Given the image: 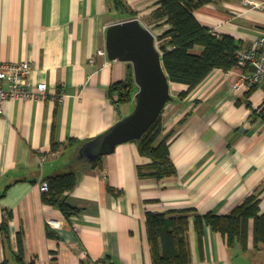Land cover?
Wrapping results in <instances>:
<instances>
[{
  "label": "crops",
  "instance_id": "crops-1",
  "mask_svg": "<svg viewBox=\"0 0 264 264\" xmlns=\"http://www.w3.org/2000/svg\"><path fill=\"white\" fill-rule=\"evenodd\" d=\"M254 1L262 5L215 0L195 15L215 34L234 36L244 49L264 32V0ZM159 2L126 0L136 12L130 16L113 0H0V62L29 60V81L48 84L45 98L3 102L0 264H20V232L28 264H154L149 211L193 208L201 214H226L258 189L264 210V90L254 87L249 95V90L234 91L233 83L246 71L239 66L214 69L192 90L170 81L173 98L162 117L164 134L173 133L175 175L140 177L138 166L151 159L131 140L103 155L102 167L79 175L65 198L78 213L67 217L43 201L40 183L74 169V160L82 161L76 156L82 143L132 112L134 99L117 103L109 92L112 85L135 79L131 62L108 57L107 28L138 17L158 41L171 27L151 17ZM42 155L46 161L41 165ZM49 218L59 219L60 226H51ZM253 224L251 220L248 249H242L228 246L224 235L207 225L200 236L192 215L190 261L184 264H264V244L254 247Z\"/></svg>",
  "mask_w": 264,
  "mask_h": 264
},
{
  "label": "trees",
  "instance_id": "trees-1",
  "mask_svg": "<svg viewBox=\"0 0 264 264\" xmlns=\"http://www.w3.org/2000/svg\"><path fill=\"white\" fill-rule=\"evenodd\" d=\"M115 7L122 13L135 16L126 0H113ZM215 0H160L151 14L154 21H164L171 27L158 37L159 48L163 53L165 69L172 82L183 83L189 90L200 84L214 69L230 70L238 66L237 50L240 48L236 38L230 34L217 35L210 28L202 25L195 11ZM169 45L173 46L169 49ZM202 47L201 52L196 48ZM254 88L247 92L249 95ZM136 84L133 80L114 84L110 94L117 103L132 102ZM185 94V93H184ZM182 94V95H184ZM248 105L251 107V103ZM173 133L164 134L162 114L158 120L136 140L140 153L151 159V163L138 166L140 177H152L160 180L175 175L177 169L170 156V140ZM52 150L59 147L54 143ZM102 157L93 165L74 160V169L52 175L46 179L49 190L43 192L45 203L57 206L69 217L79 212L66 201V194L76 187L79 175L93 168L102 167ZM109 190L119 194L121 191ZM261 190L248 195L236 205L231 212L218 214L209 211L205 214L193 208L170 210L167 212L147 213L148 239L151 244L154 264H184L190 261L187 240L190 217L195 215V227L201 236L204 227L210 226L214 231L222 233L228 246L240 245L248 249L250 222L253 224V244L255 248L264 244V210L261 207ZM6 227L5 223L2 228ZM53 236V232L49 231ZM20 264L24 261L23 234H18ZM33 264V263H30Z\"/></svg>",
  "mask_w": 264,
  "mask_h": 264
},
{
  "label": "water",
  "instance_id": "water-1",
  "mask_svg": "<svg viewBox=\"0 0 264 264\" xmlns=\"http://www.w3.org/2000/svg\"><path fill=\"white\" fill-rule=\"evenodd\" d=\"M106 50L111 60L132 63L138 89L130 114L78 147L77 158L88 165L113 152L117 145L140 139L173 98L157 36L140 18L132 17L110 24L106 33ZM250 68L255 69V66Z\"/></svg>",
  "mask_w": 264,
  "mask_h": 264
},
{
  "label": "built area",
  "instance_id": "built-area-1",
  "mask_svg": "<svg viewBox=\"0 0 264 264\" xmlns=\"http://www.w3.org/2000/svg\"><path fill=\"white\" fill-rule=\"evenodd\" d=\"M246 2L255 6H261L262 3L254 0ZM100 53H105L100 50ZM238 66L245 68L238 79L233 83L232 88L236 92L250 90L254 87H261L264 90V32L257 36L251 46L248 48H239L237 50ZM254 65L255 69L250 66ZM31 62L29 60L0 62V114L3 113V102L7 99H42L48 94V84L45 81L31 83ZM261 110L264 113V98L261 103ZM46 161V156L40 157L41 165ZM42 192L49 190L48 181L40 183ZM48 223L53 227H59V219L49 218ZM88 264H108L106 262H90Z\"/></svg>",
  "mask_w": 264,
  "mask_h": 264
},
{
  "label": "rangeland",
  "instance_id": "rangeland-1",
  "mask_svg": "<svg viewBox=\"0 0 264 264\" xmlns=\"http://www.w3.org/2000/svg\"><path fill=\"white\" fill-rule=\"evenodd\" d=\"M158 44H159V42H158Z\"/></svg>",
  "mask_w": 264,
  "mask_h": 264
}]
</instances>
